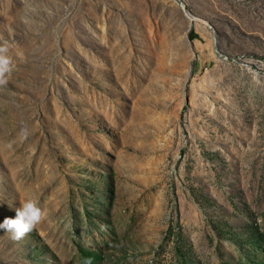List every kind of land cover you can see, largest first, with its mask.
I'll use <instances>...</instances> for the list:
<instances>
[{"label": "rangeland", "instance_id": "rangeland-1", "mask_svg": "<svg viewBox=\"0 0 264 264\" xmlns=\"http://www.w3.org/2000/svg\"><path fill=\"white\" fill-rule=\"evenodd\" d=\"M0 264H264V0H0Z\"/></svg>", "mask_w": 264, "mask_h": 264}, {"label": "clouds", "instance_id": "clouds-1", "mask_svg": "<svg viewBox=\"0 0 264 264\" xmlns=\"http://www.w3.org/2000/svg\"><path fill=\"white\" fill-rule=\"evenodd\" d=\"M8 70V58L0 55V73ZM14 216L4 217L0 220V229L9 233L13 240L21 239L30 232L41 218V212L35 201L25 199L18 207L14 208ZM83 264H90V258H85Z\"/></svg>", "mask_w": 264, "mask_h": 264}]
</instances>
